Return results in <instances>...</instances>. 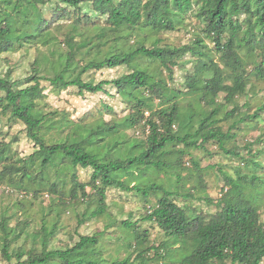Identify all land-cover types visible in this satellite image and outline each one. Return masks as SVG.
Masks as SVG:
<instances>
[{"label": "trees", "instance_id": "trees-1", "mask_svg": "<svg viewBox=\"0 0 264 264\" xmlns=\"http://www.w3.org/2000/svg\"><path fill=\"white\" fill-rule=\"evenodd\" d=\"M200 1L198 10L192 11L193 0H16L13 13L0 20V52L10 50L15 42L50 44L55 39L50 27L60 25V20L68 22L65 43L69 51L58 54L54 61L46 55L36 59L32 63V73L24 83L12 79L9 72L0 76L1 111L9 112L11 118L22 122L27 137L36 146L23 164L13 169L30 181L42 182L50 170L56 177H62L63 184L69 177V198L75 200L79 193L96 201V208L90 213L93 218L104 213L106 189L109 187L133 190L143 195L157 190L155 184L144 188L136 184L126 185L115 175L133 168H161L163 162L160 157L169 154L165 149L169 143L182 142L180 156H190L191 149L203 148L209 141H215L226 154L237 155L231 149H225L234 133L221 130L218 116L224 112V117H230L238 108L236 99L248 94L247 65H252L251 75L264 82V0ZM42 8L48 9L51 15L47 16ZM190 11L201 25L200 33L181 46L160 44L162 39L157 34L176 30ZM80 23L83 26L88 24V27L82 28ZM84 30L88 34L93 31L96 43L84 36ZM138 34L142 35L141 40L131 43V38ZM75 35L80 38L78 43L73 41ZM205 39L213 43L215 53H221L219 61H223L222 66L209 55ZM125 46L132 50H124ZM75 48L89 57H80L72 63ZM92 48L96 51L93 52ZM256 48L259 49V59L251 63ZM185 55L193 59L197 73H211L206 80H200L195 76L196 72L186 73V88L202 89L205 97L211 92L213 97L208 102L214 107L199 120L193 132L179 135L173 127L179 121L176 98L182 90L156 78L151 67L158 64L171 79L174 67ZM136 59L146 61L132 66ZM46 63L55 71L53 76L42 74L46 71L43 67ZM74 64L83 65L73 72ZM118 66H126L129 70L117 78L96 83L81 77L90 70ZM41 80H47L58 90L76 87L80 93L92 94H106L105 86L112 85L119 95L133 102L132 112L118 124L103 123L97 127L75 124L64 116L57 117V112L42 111L39 107L43 96ZM219 93L224 94V103L215 101ZM155 100L159 106L157 109H154ZM227 105H232L230 112H226ZM144 110L150 112L146 119L149 127L147 138L143 141L126 139L120 127L132 128L139 124ZM263 110L264 106H258L252 114L242 116L240 123L257 119ZM66 129L68 132L64 133ZM3 153L0 149V161L4 159ZM252 163L261 166L260 162L252 160ZM78 168L90 169L86 182H79ZM224 176L228 187L220 188L215 202L217 210L207 219L191 213L187 206L178 205L173 199L175 193L165 190L156 204L150 206L146 219L155 222L167 237L180 243L176 248L169 247L177 253L180 264H211L213 260L228 261L229 264H260L263 260L264 222L259 219L257 205L250 201L255 196L242 191L243 186L250 183L242 180L243 175L239 172L236 178ZM86 186L90 187L89 192L85 190ZM51 188L54 189L55 185L52 184ZM183 196L191 197V194ZM206 201L211 203L212 200L207 197ZM123 223L131 226L129 221ZM0 228L4 234L1 253L8 262L14 258L15 264H49L54 259L63 264H100L92 258L97 253L101 232L80 235L78 241L69 247L48 249L46 246L52 231L43 226L40 229L41 249L18 247L10 251L13 238L9 237L5 216L0 220ZM166 251L163 245L157 246L154 256L164 257ZM145 252L137 254L142 263L146 262Z\"/></svg>", "mask_w": 264, "mask_h": 264}, {"label": "rangeland", "instance_id": "rangeland-1", "mask_svg": "<svg viewBox=\"0 0 264 264\" xmlns=\"http://www.w3.org/2000/svg\"><path fill=\"white\" fill-rule=\"evenodd\" d=\"M193 1L192 11H197L201 1ZM15 3L16 0H0V20L13 13ZM43 8L41 10L50 16L48 9ZM192 13L190 11L184 16L183 24L176 30L158 33L157 37L162 39L160 44L181 46L193 40L195 35L200 33L201 25ZM100 21L103 23V19ZM59 24L50 27V32L55 36L50 44L15 42L10 50L0 52V76L9 72L12 79L24 83V80L32 73V63L36 59H42L46 55L49 60L54 61L58 54H66L69 51L65 43L69 31L68 22L60 20ZM82 24L80 23V27H88V24L84 26ZM84 32L87 39H90L93 44L96 43L97 39L93 38L92 30L89 34L87 30ZM141 36V34L134 36L130 42L141 40ZM79 39V36L75 35L73 41L78 43ZM205 42L213 61L220 62L222 66L223 61H219L221 53H215V47L209 39H205ZM256 49L255 55L250 60L251 63H256L259 59L257 55L259 49ZM92 50L96 51L95 48ZM124 50L130 51L132 48L125 46ZM80 57L86 59L89 56L75 48L71 62L76 63L81 59ZM145 61L136 59L131 64L137 66ZM193 63L189 55L181 57L179 64L173 69L171 79L166 72L160 70L158 64L151 67L156 78L163 79L170 87L182 90L176 98L179 121L173 127L179 135H183L186 131L193 132L199 120L214 107L208 102V99L213 97L211 92H208L205 97L202 89L188 90L186 88L185 74L196 72ZM74 65L73 72L83 64ZM43 67L46 71L42 74L54 75L55 71L49 63ZM245 68L248 72L246 86L248 94H243L236 99L238 108L231 113L230 117H224V112L218 116L220 119L218 125L221 130L224 132L231 130V133H234V137L228 141L225 149H231L238 156L226 154L215 141H209L203 148L191 149V159L189 155L180 156L179 150L183 149L182 142L169 143L165 147L169 154L165 153L160 157L163 162L161 168H133L130 171L117 172L115 175L121 178L126 185L136 184L144 188L155 184L157 190L143 195L133 190L125 191L118 187H109L106 189L104 213L93 218L90 217V213L95 210L96 201L91 196L82 197L79 193L75 200L69 198L68 189L71 187L68 182L69 177L63 184L62 177H56L55 172L50 170L47 171L42 182L30 181L13 169V167L21 166V163L36 150V146L33 140L27 137L25 125L11 118L9 112H3L0 109V149L4 151L2 155L4 159L0 161V220L5 216L7 229L10 232L9 237L13 238L10 251L18 247L25 250L41 249L40 229L45 226L52 231L46 246L48 249L69 247L78 241L80 235L101 232L102 235L96 246L97 253L92 258L100 264L113 262L180 264L177 253L169 248L170 246L176 248L180 243L172 237H167L155 222L146 219L150 206L156 204L165 190L175 193L173 199L178 205L187 206L191 213L203 215L207 219L217 210L215 202L218 200L220 188L227 186L224 175L236 178L237 172L243 175L242 180L250 183V185L245 184L242 191L255 196L250 201L257 205L259 219L264 222V110L255 120L249 119L247 123H240L239 120L242 116L255 112L258 106H264V82L251 75L252 65L249 64ZM128 70L126 66L102 68L87 71L81 77L83 80L96 83L117 78ZM225 72L228 73L229 70ZM195 76L200 80L201 78L206 80L211 73L196 72ZM40 87L43 96L39 107L42 111L57 112V117L64 116L75 124L89 127H97L103 123L118 124L132 112L133 102L119 95L112 85L105 86L106 94L102 92L80 93L76 87L58 90L47 80H41ZM1 95L2 92H0ZM223 96V93H219L215 96V101L224 103ZM155 104L154 109L159 108L156 100ZM231 109L232 105L226 106V112H230ZM149 115L150 112L144 110L142 121L139 124L132 128L121 126V133L124 137L128 140H145L149 134V127L146 123ZM156 121L159 122L157 119ZM67 132L68 129L64 131V133ZM252 160L260 162L261 166H255ZM244 161L247 163L244 164ZM76 174L79 182H86L90 169L78 168ZM253 176L259 179L255 177L252 180ZM52 184L55 185L54 189L51 188ZM85 190L89 192L90 187L86 186ZM184 194H191V197H184ZM207 197L212 200L211 203L206 201ZM124 221L131 222V226H126ZM3 235L0 228V264H15L14 258L8 262L2 256ZM160 245L167 248L164 257L154 256L156 247ZM143 250L146 251L145 263L137 257V254ZM168 251L169 255H167ZM49 264L63 263L54 259ZM211 264H229V262L213 260ZM260 264H264V258Z\"/></svg>", "mask_w": 264, "mask_h": 264}]
</instances>
